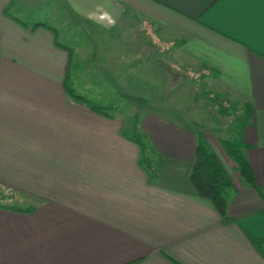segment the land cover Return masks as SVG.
I'll use <instances>...</instances> for the list:
<instances>
[{"label": "crops", "instance_id": "obj_1", "mask_svg": "<svg viewBox=\"0 0 264 264\" xmlns=\"http://www.w3.org/2000/svg\"><path fill=\"white\" fill-rule=\"evenodd\" d=\"M24 1L35 4L0 0V188L32 201L0 207V264H264V242L257 241L264 238V0L63 2L72 26L124 31L125 46L141 34L139 46H163L159 61L174 57L201 68L218 95L246 110L235 136L219 137L242 142L258 187L229 165L218 136L219 148L209 143L238 174L224 213L190 178L199 136H207L203 123L183 119L187 112L173 116L169 105L138 108L134 124L158 158L151 172L125 113L103 104L115 100L102 78L135 95L115 78L123 70L136 77L139 62L150 63V76L157 50L141 59L139 51L116 55L114 63L122 59L124 67L108 64L109 55L92 57L88 73L57 28L5 15ZM109 42L100 43H117ZM68 84L101 110L73 98Z\"/></svg>", "mask_w": 264, "mask_h": 264}, {"label": "rangeland", "instance_id": "obj_2", "mask_svg": "<svg viewBox=\"0 0 264 264\" xmlns=\"http://www.w3.org/2000/svg\"><path fill=\"white\" fill-rule=\"evenodd\" d=\"M63 2L64 0H60L59 2L56 0H35L34 5H28L26 7L25 1L23 3L18 2L16 4L9 5V8L5 11V15L8 17V15L13 16V14H16L28 24H33L41 20L57 28L60 41L74 46V48L78 50V54H76L75 58L78 60L80 59L84 65L91 67L89 70L90 72L88 73H91L93 69L92 57L97 58L99 56L109 55L107 58L111 60L113 59V62L111 61L108 64L119 65V63H123L124 67L127 66L128 63L121 62L122 59H120L118 63H114L116 55L123 56V58H125L127 55L126 50L139 51L141 52V59L142 56L147 54V52L153 53L155 49L157 50L155 52V57L158 60L156 61V67L152 71H149L150 76L146 71L150 63L139 62L137 63L138 65L136 64L139 68H133V74L136 77L130 76L132 73L131 71L124 72L125 70H123V76L115 78V81L122 84L124 89L129 90L128 92L135 91V95L130 96L124 94V92L122 90H118L109 79L102 78L104 83L107 85L106 88L111 90V95L114 94L113 99L115 100V102L112 103L108 99V103L103 104L107 107L114 108L110 109L111 113L112 111L115 114H119L120 112H123V114L125 113L124 116L129 119V124L126 129L129 135H133L137 132L140 138L145 140L147 145L149 144L144 133L141 131V125L138 126L137 124L136 126L134 123H138L137 120L135 121V118L138 116L137 109L147 107L148 103H150V105L155 106L158 111H161L163 109L162 107L165 108L164 105H169L171 106V110H167L173 113V116L176 114L179 117L180 111L183 113L187 112L188 114H184L183 119L187 116V118L192 117V119L199 121V123H203L202 128L205 129L203 132L207 135L204 137L207 141L210 139L209 143L211 145L214 144L215 148L218 147V144L213 137L216 138L218 136L219 139H222L219 136H223V138H231L232 136H235L236 129L239 128V125L237 126V120L241 121L246 110L240 109V107L235 105L230 100L227 102L226 99L223 98V95H221L222 97L218 95L217 89H214L215 79L212 76H207L201 68L199 69L194 65L177 62L174 57L170 58L171 60L168 59L166 61H159L158 55L162 52L163 46H153L152 48L146 43L139 46L138 42L142 36L141 34L132 38L136 39V44L125 46L123 45L125 40L124 38H126L124 37V31H106L103 33V31L98 29V25L96 23H92L93 29L89 31L85 30L82 25L74 24L76 26H72L68 14L65 11L66 9ZM56 5L58 6L56 7ZM130 36L131 34L129 33L128 38H130ZM91 38L98 39V41H96V47L94 46ZM150 38L157 40L160 38L159 32H151ZM103 39H106L108 43H110L109 40L112 42L117 41V43L102 46L100 42ZM140 41H143V39L141 38ZM95 48H97L96 51ZM99 49H103L102 52L107 50L109 53L105 52L102 53V55H98ZM175 49L176 47H171L167 50L168 55H174V52H176ZM130 58L133 59L132 57ZM74 69L75 66H73V70ZM100 77L101 75L97 76L98 80L102 81ZM97 78L90 80L94 83ZM73 88L77 91L79 86L74 84ZM152 93L155 95L152 102H148V100L143 98V95L150 96ZM113 105H116V107H113ZM226 122L227 125H225ZM214 140L216 143H214ZM144 151L145 153H149V156H152L150 148H147ZM217 152L220 155L219 151ZM222 162L232 178V175L235 174L227 165L226 161L224 162L222 159ZM229 165L233 167L230 160ZM10 194V192L0 188V207H7L11 209L27 208L31 204L30 201L32 200H20L17 197H11L12 195Z\"/></svg>", "mask_w": 264, "mask_h": 264}, {"label": "trees", "instance_id": "obj_3", "mask_svg": "<svg viewBox=\"0 0 264 264\" xmlns=\"http://www.w3.org/2000/svg\"><path fill=\"white\" fill-rule=\"evenodd\" d=\"M36 27L37 25H35L33 29ZM67 90L73 98L89 103L93 106V108L101 110L100 107L93 105L89 99L79 95L72 85L68 84ZM133 136L143 150L149 148L145 140L140 138L137 132H135ZM220 144L225 152L227 162L229 163L230 160L233 164V169H235V171L247 182L258 187L254 170L242 151V142L239 141V139L230 140L222 138L220 139ZM148 154L149 153H145L144 151L145 164L151 172H155L154 165L156 166L158 158L154 157L153 154L152 156H149ZM190 178L192 184L195 186L200 195L211 200L223 213L226 212L227 203L233 196L236 186L222 160L214 152L211 145L203 135L199 136L196 146V159ZM31 210L32 209L29 211ZM257 241L264 242V238H260Z\"/></svg>", "mask_w": 264, "mask_h": 264}]
</instances>
